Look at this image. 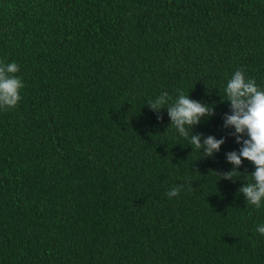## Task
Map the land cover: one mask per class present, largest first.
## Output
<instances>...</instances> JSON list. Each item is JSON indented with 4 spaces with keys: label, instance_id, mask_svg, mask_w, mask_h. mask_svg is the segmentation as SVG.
<instances>
[{
    "label": "trees",
    "instance_id": "16d2710c",
    "mask_svg": "<svg viewBox=\"0 0 264 264\" xmlns=\"http://www.w3.org/2000/svg\"><path fill=\"white\" fill-rule=\"evenodd\" d=\"M13 61L0 264H264V201L238 192L255 166L220 175L242 147L224 87L244 69L264 89V0H0V63ZM163 92L214 109L189 134L225 138L218 152L147 105Z\"/></svg>",
    "mask_w": 264,
    "mask_h": 264
},
{
    "label": "clouds",
    "instance_id": "9594fccd",
    "mask_svg": "<svg viewBox=\"0 0 264 264\" xmlns=\"http://www.w3.org/2000/svg\"><path fill=\"white\" fill-rule=\"evenodd\" d=\"M20 68L16 62L0 63V109L15 108L21 100L20 91L24 87L21 78L15 73ZM168 92L161 93L154 100L146 101L154 111L166 108L170 117L171 126L180 136L188 138V143L196 150H203L204 156L211 157L218 152L225 138L216 139L209 135L201 143L202 133L189 134V129L200 123L206 116L214 115V109L197 100L189 98L181 92L174 103H169ZM230 102L231 114H225L224 127L232 126L236 142L241 143L239 152L230 151L226 159L234 167L231 171L221 173L224 179H233L237 176L243 159L252 162L255 170L250 173L251 181L245 183L238 190L246 200V205L259 209L264 201V89H261L255 78H246L244 69H237L229 78L223 89L221 101ZM167 105V107H165ZM162 119V117H158ZM247 139L243 138V134ZM190 135V138H189ZM184 185H178L166 193L168 199L178 197ZM256 231L264 235V225H258Z\"/></svg>",
    "mask_w": 264,
    "mask_h": 264
}]
</instances>
